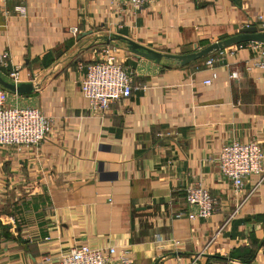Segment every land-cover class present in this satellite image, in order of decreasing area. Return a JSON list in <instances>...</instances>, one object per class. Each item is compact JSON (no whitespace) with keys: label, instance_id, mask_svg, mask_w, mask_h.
I'll return each instance as SVG.
<instances>
[{"label":"crops","instance_id":"crops-1","mask_svg":"<svg viewBox=\"0 0 264 264\" xmlns=\"http://www.w3.org/2000/svg\"><path fill=\"white\" fill-rule=\"evenodd\" d=\"M251 26L264 28V0H150L139 11L113 0H0V77L10 82L18 68V84L33 86L8 92L5 106L51 121L40 146L0 147V264H59L79 245L114 247L111 264L124 250L131 264H264V185L251 176L236 196L215 165L230 140L264 152L255 53L231 48L212 68L175 67L126 43L181 55ZM104 47L132 79L131 96L106 113L80 90ZM192 185L215 200L207 219L186 216ZM238 248L252 250L247 263L229 259Z\"/></svg>","mask_w":264,"mask_h":264},{"label":"built area","instance_id":"built-area-1","mask_svg":"<svg viewBox=\"0 0 264 264\" xmlns=\"http://www.w3.org/2000/svg\"><path fill=\"white\" fill-rule=\"evenodd\" d=\"M148 1L150 0H113L117 5L133 11H139ZM16 11L19 15L25 16L26 12L23 7H17ZM76 33L77 30L73 29L72 34ZM231 48L254 52L255 67L264 70V44L256 42H247L223 49L215 53L213 57H207L205 67L212 68L226 55V50ZM100 54L101 56L96 61L86 66L84 77L80 82V90L91 109L106 113L111 104L122 102L131 96L132 79L116 60L110 47H104ZM1 57L6 59L8 54L4 53ZM235 76L232 74L231 78ZM9 80L11 83L18 84V68L11 70ZM205 84H210V82L206 81ZM7 95L8 91L0 87V147L13 148L20 152L40 146L50 132L51 121L33 108L6 107ZM215 165L218 174L230 183L232 192L236 196L241 193L244 181L251 176L258 178L256 186L264 185V152L256 143H242L238 140L224 143L217 154ZM246 198L247 196L241 203ZM184 200L186 206L193 209L192 212L186 213L192 221L207 219L216 210L215 200L209 190L201 185L186 187ZM115 255L114 247L97 249L88 245H79L64 254L59 264H111ZM47 262L49 259L43 258L42 263ZM119 264H131L128 251L124 250L121 253Z\"/></svg>","mask_w":264,"mask_h":264},{"label":"water","instance_id":"water-1","mask_svg":"<svg viewBox=\"0 0 264 264\" xmlns=\"http://www.w3.org/2000/svg\"><path fill=\"white\" fill-rule=\"evenodd\" d=\"M112 39L122 40V38L118 36H114V38ZM247 42L264 44V28L257 29L253 26L247 27L241 29L239 33L234 36H230L223 40L208 44L201 49H197V47L195 46L193 52L181 55L158 53L144 48L131 40L126 41L127 49L130 53L153 61L155 63H160L161 60H165L172 63L175 67H184L194 61L205 59L208 56L215 54L223 49ZM0 87L5 89L9 93L17 95H26L33 92V86L31 84H14L4 80L2 77H0Z\"/></svg>","mask_w":264,"mask_h":264},{"label":"trees","instance_id":"trees-1","mask_svg":"<svg viewBox=\"0 0 264 264\" xmlns=\"http://www.w3.org/2000/svg\"><path fill=\"white\" fill-rule=\"evenodd\" d=\"M226 37H221L220 40L225 39ZM245 44V43H242ZM201 45H206V43L201 42ZM215 54H212L210 56H208V58L213 57ZM206 59V58H205ZM251 242L252 245H257L259 244L257 241H255L254 237L251 236ZM253 252L252 250L248 249V248H238L236 251L232 252V254L229 256L230 260H239L242 263H247L249 261V259L251 258Z\"/></svg>","mask_w":264,"mask_h":264},{"label":"rangeland","instance_id":"rangeland-1","mask_svg":"<svg viewBox=\"0 0 264 264\" xmlns=\"http://www.w3.org/2000/svg\"><path fill=\"white\" fill-rule=\"evenodd\" d=\"M119 64H121V63H119Z\"/></svg>","mask_w":264,"mask_h":264}]
</instances>
